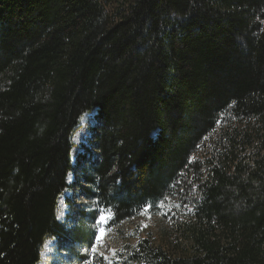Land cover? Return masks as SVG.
I'll use <instances>...</instances> for the list:
<instances>
[{
    "label": "trees",
    "instance_id": "1",
    "mask_svg": "<svg viewBox=\"0 0 264 264\" xmlns=\"http://www.w3.org/2000/svg\"><path fill=\"white\" fill-rule=\"evenodd\" d=\"M192 176L189 256L145 239L125 264H264V0H0V264L90 244L66 193L122 225Z\"/></svg>",
    "mask_w": 264,
    "mask_h": 264
},
{
    "label": "rangeland",
    "instance_id": "2",
    "mask_svg": "<svg viewBox=\"0 0 264 264\" xmlns=\"http://www.w3.org/2000/svg\"><path fill=\"white\" fill-rule=\"evenodd\" d=\"M92 117L91 113L82 117L83 124L81 125L80 121L72 136L71 161L76 168L79 164V155H84L82 147H90L88 143L90 138L84 142L85 134L81 131L87 126L86 123L90 122L88 131L91 137V130L97 127ZM218 133L219 130L214 132L207 141L215 140ZM207 145L208 142L199 149L193 161L204 158ZM81 167L87 168V163L82 161ZM82 178V173H78L77 170L69 176L70 183L73 184L81 182ZM195 182L193 176L186 178L180 186L175 188L172 195L155 208L146 209L138 217L122 225L113 224L111 211L97 208L76 194L70 196L66 193L65 198H70L71 204L67 208L64 199L60 200L57 209L58 221L64 223L70 230H89L90 244L78 242L61 245L50 240L46 243H49L52 249L49 251L45 264H125L126 256L135 249L139 241L145 239H148L155 248H161L173 257H188L189 248L185 232L190 227L192 205L198 196ZM87 214H92L94 218L85 219L84 215ZM101 216L106 217V220L102 222ZM97 237H100L99 241ZM40 261L42 262V257Z\"/></svg>",
    "mask_w": 264,
    "mask_h": 264
},
{
    "label": "bare ground",
    "instance_id": "3",
    "mask_svg": "<svg viewBox=\"0 0 264 264\" xmlns=\"http://www.w3.org/2000/svg\"><path fill=\"white\" fill-rule=\"evenodd\" d=\"M96 112V110H94V111H92L91 112V114L92 113H95ZM89 114L87 113V114H85L84 115V117H86V116H88ZM83 121H84V119L83 120H81V125L83 124ZM92 123V122H91ZM86 127H85V129H83L81 132H83V134H85V137H83V139H84V142L89 138V131H88V128H89V126L88 125H90V122H87L86 123ZM82 134V135H83ZM81 138V137H80ZM52 248H51V245L49 244V243H46L45 244V246H44V250H43V252H42V254H41V257H42V262L40 263V264H45V261L47 260V257L49 256V251L51 250Z\"/></svg>",
    "mask_w": 264,
    "mask_h": 264
},
{
    "label": "snow or ice",
    "instance_id": "4",
    "mask_svg": "<svg viewBox=\"0 0 264 264\" xmlns=\"http://www.w3.org/2000/svg\"><path fill=\"white\" fill-rule=\"evenodd\" d=\"M106 220V217H104V216H101V221L103 222V221H105ZM99 239H100V237H97V240L99 241ZM93 251H95V248H93Z\"/></svg>",
    "mask_w": 264,
    "mask_h": 264
}]
</instances>
